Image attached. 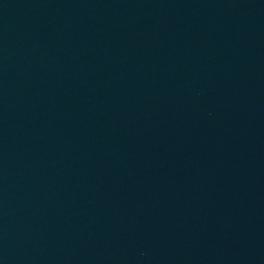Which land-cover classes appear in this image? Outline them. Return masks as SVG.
Returning a JSON list of instances; mask_svg holds the SVG:
<instances>
[{"label":"water","instance_id":"95a60500","mask_svg":"<svg viewBox=\"0 0 264 264\" xmlns=\"http://www.w3.org/2000/svg\"><path fill=\"white\" fill-rule=\"evenodd\" d=\"M0 264H264V0H0Z\"/></svg>","mask_w":264,"mask_h":264}]
</instances>
